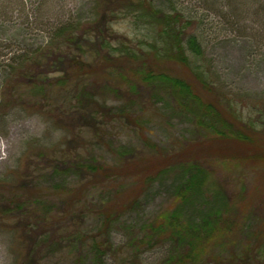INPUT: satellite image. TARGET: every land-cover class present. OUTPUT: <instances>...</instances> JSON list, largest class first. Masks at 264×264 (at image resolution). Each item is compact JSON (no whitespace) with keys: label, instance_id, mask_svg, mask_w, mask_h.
I'll return each instance as SVG.
<instances>
[{"label":"trees","instance_id":"16d2710c","mask_svg":"<svg viewBox=\"0 0 264 264\" xmlns=\"http://www.w3.org/2000/svg\"><path fill=\"white\" fill-rule=\"evenodd\" d=\"M96 2L97 11L83 23L60 24L51 30L52 36L50 34L45 44L38 45L33 51L26 48L12 53L4 65L8 72L4 93L8 92L11 100L22 108L29 106L48 116L68 134L72 146L86 145L82 134L90 130L94 131L95 144L102 143L99 132L105 133L104 129L111 122L138 127L141 153L150 155L146 161L148 165L142 169V164L137 165L140 170L137 175L141 177H134L142 181V188L131 194L124 205L114 207L108 202L98 207L99 229H72L70 235H64L58 242L55 238L49 243L44 232L38 233L50 222L52 208L43 201L37 203L41 213L36 217L37 227L32 226L36 233L30 235V255L23 256L22 263L40 264L39 251L42 253L45 248L51 253L64 242L68 243L66 249L79 245L74 264H85L86 261L102 264L101 258L112 250L107 246L111 226L142 206L155 185L175 174L170 187L171 207L149 219L131 237L126 251L133 257L123 263L141 264L139 254L144 248L167 245L169 250L159 264H264V216L257 231L247 230L246 211L226 197L200 160H192L195 157H190L188 152L174 155L162 150L144 134L142 120L134 113L137 103L130 99L117 107L110 104L108 96H117L123 86L132 97L138 96L139 86L147 88L154 104L160 94L170 96L181 108H191L190 114L202 140L212 137V141L227 144L225 158L229 162L264 163V121L247 120L242 111L224 106L199 75L194 61L203 55L201 38L190 29L186 30L188 27L184 24L191 23L183 19L180 12L167 11L165 5L156 0ZM128 18L142 28H134L133 37L120 35L110 27L114 20ZM169 64H180L190 70L195 84L173 75L167 69ZM196 83L200 84L202 92ZM259 125L263 127L259 128ZM137 151L121 147L119 154L133 158ZM87 167L101 176L110 172V168L103 165L98 167L99 170L94 165ZM106 176L113 178L111 173ZM29 183L31 181L25 180L19 187L13 184L0 186V230L8 227L6 222L10 216L31 212L29 199L32 197H18L20 189L33 195L36 188L31 186L33 189H29ZM81 217L84 221L83 215ZM61 220L63 218L58 222ZM53 230L50 227L52 236ZM243 239L254 240L256 244L250 248L249 241ZM116 255H121L120 251Z\"/></svg>","mask_w":264,"mask_h":264},{"label":"rangeland","instance_id":"374dc122","mask_svg":"<svg viewBox=\"0 0 264 264\" xmlns=\"http://www.w3.org/2000/svg\"><path fill=\"white\" fill-rule=\"evenodd\" d=\"M156 1L164 4L167 11L176 10L183 19L190 20L191 24L184 26L201 38L203 49L194 67L223 105L242 111L247 120L264 121V0ZM97 7L96 0H0V186L19 187L26 180L31 181L29 189L36 188L32 196L22 189L18 191L21 199L32 197L31 212L10 216L8 227L0 230V264H24L23 256L30 255V235L36 233L32 226L41 213L37 203L43 201L52 208L50 222L38 233L44 232L49 240L56 238L58 242L64 235H70L72 229H99L98 207L108 202L114 207L124 205L131 194L142 188V181L134 177H141L137 175L140 171L137 165L142 164V169L150 155L141 153L138 127L111 122L105 133L99 132L102 143L95 144L94 131L90 130L82 134L86 145L72 146L68 134L48 116L29 106L22 108L11 100L8 92L4 93L8 82L4 65L12 53L26 48L33 51L49 40L55 27L83 23L95 14ZM111 25L114 32L129 37L134 36V28L142 30L132 18L114 20ZM167 69L194 82V75L180 64H169ZM196 85L202 92L200 84ZM126 90L123 86L117 96H108L110 104L119 107V103L134 100L137 103L134 113L142 120L144 134L168 154L188 152L195 157L192 160H200L226 197L246 211L247 230L257 231L264 216V163L229 162L225 158L226 143L212 141V137L203 141L197 134L191 108H181L173 98L163 94L154 104L150 91L144 87H138L137 97ZM121 147L138 150L137 155L123 156L119 154ZM87 165H94L96 170L103 165L110 172L101 176L87 170ZM108 173L112 179L105 178ZM173 176L155 185L147 200H142V206L111 226L107 246L112 250L101 258L102 264H124L123 260L133 257L126 251L131 237L149 219L171 207L170 187L176 178ZM50 227L54 229L53 236ZM248 241L253 248L254 240ZM63 244L54 247L51 253L45 248L42 253L39 251L40 264H74L79 245L66 249L68 243ZM168 250L167 245L144 248L139 263L159 264ZM117 251L121 255H116Z\"/></svg>","mask_w":264,"mask_h":264}]
</instances>
